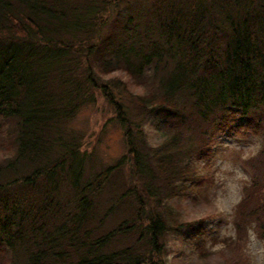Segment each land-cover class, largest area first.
<instances>
[{"label":"trees","instance_id":"obj_1","mask_svg":"<svg viewBox=\"0 0 264 264\" xmlns=\"http://www.w3.org/2000/svg\"><path fill=\"white\" fill-rule=\"evenodd\" d=\"M131 2L0 0V264H162L170 229L190 225L169 205L195 178L187 120L230 115L263 144L222 249L249 227L264 238L263 0H152L142 20ZM120 71L142 110L175 120L149 143L123 116L129 157L94 167L71 122ZM202 231L188 263L213 256Z\"/></svg>","mask_w":264,"mask_h":264},{"label":"rangeland","instance_id":"obj_2","mask_svg":"<svg viewBox=\"0 0 264 264\" xmlns=\"http://www.w3.org/2000/svg\"><path fill=\"white\" fill-rule=\"evenodd\" d=\"M151 1L132 0L123 9H134L142 20ZM128 78L122 71L100 76L99 83L108 87L97 89L94 100L83 104L71 122L84 134L81 150L90 155L94 167L129 157V137L127 126L122 125L123 116L141 126L149 143L157 142L158 138L161 143L166 142V134H158L157 128L175 120L170 112L142 110L139 97L142 90L129 82L128 88L125 83ZM106 90L112 95L113 104L121 107L109 103ZM187 122L192 129L182 144L199 147L185 161L195 178L188 189L191 196L172 198L169 205L177 212L175 218L189 221L190 225L170 229L164 239V249L156 259L162 264H191L188 261L191 262V250L195 247L192 236L201 227L203 231L197 240L214 253L209 262L194 264H264V238L254 228L249 227L241 242L222 249L236 236L237 206L244 197L245 185L252 179L249 171L252 165L246 162L259 161L262 138L247 130L239 117L231 115L224 122Z\"/></svg>","mask_w":264,"mask_h":264}]
</instances>
